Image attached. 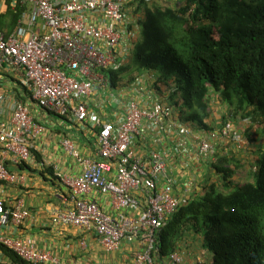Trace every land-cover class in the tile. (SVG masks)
<instances>
[{
    "label": "built area",
    "instance_id": "1",
    "mask_svg": "<svg viewBox=\"0 0 264 264\" xmlns=\"http://www.w3.org/2000/svg\"><path fill=\"white\" fill-rule=\"evenodd\" d=\"M127 1L0 0V23L7 3L20 9L9 32L0 24V188L4 183L23 181L24 175L10 171L6 161L9 158L21 164L32 160V140L44 132V125L31 114L29 102L44 112L88 122L96 128L99 159L80 155L69 138H62L63 149L78 161L80 172L75 176L57 174L69 190L70 204L55 209L51 221L94 230L108 251L123 240L141 239L144 248L136 251L133 264H159L153 257L156 234L187 194L175 195L169 179L157 187L166 174L165 156L152 152L142 159L131 145L143 132V123L153 130L160 128L163 120L173 115V106L159 99L149 105L129 100L123 117L113 122L101 119L91 103L96 85L108 83L102 70H118L126 64L137 38L139 18L131 21L125 11ZM143 83L155 90L154 72H144L130 86L137 92ZM158 86L166 91L164 84ZM170 127H177L179 138L192 130L182 123ZM239 131L231 121L216 130L201 127L196 138L197 157L214 162L213 138L236 144L244 141ZM91 190L108 194L118 212H106L85 198ZM135 192L142 194V205ZM136 210L131 215L125 212ZM28 215L22 199L5 200L0 192V227L18 226ZM0 243L28 263L56 262L49 250L29 239L0 234ZM181 260L179 253L172 252L167 264Z\"/></svg>",
    "mask_w": 264,
    "mask_h": 264
},
{
    "label": "trees",
    "instance_id": "2",
    "mask_svg": "<svg viewBox=\"0 0 264 264\" xmlns=\"http://www.w3.org/2000/svg\"><path fill=\"white\" fill-rule=\"evenodd\" d=\"M146 2L128 0L143 8L139 36L126 64L102 70L109 83L115 86L125 79L130 86L144 72H154L155 90L177 107L175 98H181V108L188 112L183 118L207 130L212 128L205 121L212 111L209 94L215 92L229 112L216 127L229 119L253 117L260 119L264 134V0ZM16 9L7 3L1 26L14 25L20 14ZM158 83L167 86L168 94ZM258 148L263 150L257 152L254 168L244 165L242 182L233 179L247 162L239 149L230 154L227 149L210 163L218 181L206 182L201 194L187 196L157 232V263L164 264L189 233L198 236L207 264H264V148ZM0 251L14 264H31L1 243Z\"/></svg>",
    "mask_w": 264,
    "mask_h": 264
},
{
    "label": "crops",
    "instance_id": "3",
    "mask_svg": "<svg viewBox=\"0 0 264 264\" xmlns=\"http://www.w3.org/2000/svg\"><path fill=\"white\" fill-rule=\"evenodd\" d=\"M128 16L131 17L129 14ZM131 21L134 20L131 18ZM1 28L9 32L12 27L4 25ZM138 35L137 30L136 37ZM139 87L136 92L132 85L128 88L125 79L115 86H112L108 80L105 85H96L91 103L97 107L101 119L113 122H118L123 117L129 100H140L143 104L149 105L154 99H159L171 104L173 115L163 120L161 127L154 130L147 123H143V132L133 139L131 146L142 159L149 158L152 152H159L165 156L166 174L161 176L157 187L162 186L163 182L169 179L175 195L201 194L204 184L214 181L217 175L210 166L211 161L197 157L196 138L201 128L200 123L184 119L181 105L176 107L170 100L164 98L165 96L151 89L152 86L147 83L140 84ZM23 98L29 102L26 95L23 94ZM175 100L179 104L182 102L178 96ZM29 108L34 119L44 125V132L32 140V160L21 164H16L9 158L6 161L10 171L24 175L23 181L4 183L0 188L5 200L22 199L24 207L29 210V215L18 226L0 227V234L29 239L37 247L49 250L56 262L48 264H133L136 251L144 248L141 239L123 240L117 248L108 251L101 246L94 230L55 224L51 221L55 209L70 204L69 190L57 174L75 176L80 172L78 161L63 149L61 140L67 137L73 142L80 155L99 159L96 153V128L88 122H79L70 116L61 117L44 112L31 102ZM205 121L207 122V119ZM176 123L190 126L192 130L179 138L177 127H170L171 124ZM209 123L210 126L212 125L211 130L218 128L214 122ZM212 141L216 154H222L227 148L232 151L231 153H235L234 143L227 144L222 137L213 138ZM111 165L113 168V164ZM111 173L112 171L107 172L108 175ZM134 194L142 205V194L137 192ZM66 197L67 201H65ZM84 197L94 200L106 212L111 214L118 212L112 207L108 194L91 190ZM125 212L131 215L136 214L138 210ZM177 243L178 248L173 252L179 253L182 257L181 262L177 264H207L208 255L200 246L198 236L188 233ZM0 263L13 262L0 251ZM164 263H169V256Z\"/></svg>",
    "mask_w": 264,
    "mask_h": 264
},
{
    "label": "rangeland",
    "instance_id": "4",
    "mask_svg": "<svg viewBox=\"0 0 264 264\" xmlns=\"http://www.w3.org/2000/svg\"><path fill=\"white\" fill-rule=\"evenodd\" d=\"M179 2V0H147V4H152V3H159V4H171L175 5ZM125 11L127 14L131 16V18L134 21H137L138 18H143V8L138 7L136 5H129L128 1L125 4ZM146 31L147 28L145 27ZM147 37V36H145ZM147 49L149 50L148 46ZM162 89H166L165 87L162 86ZM209 101L211 105V115L207 119L208 122H214V125L216 121H222L223 116L229 115L228 112V107L223 103L220 95L218 93H210L209 94ZM182 113L186 112L188 114L186 108H182ZM229 117V116H228ZM231 118V117H230ZM250 118V120H249ZM247 117V118H240L237 117L236 119H229L231 122H233L234 126L237 127L241 132L243 136V140L241 142H237L234 145V149H239V154L244 153V159H246L247 162H245L241 167H239L236 171V173L233 175L234 181H239L242 182L244 181V178L246 176L245 173V167L244 165L246 164V168L248 169H253L255 164V160L257 159V152L260 151L262 148L257 149V145L262 146L264 148V134L263 132L261 133V130L263 128V125L260 124V119L258 120H253V117ZM228 149V148H227ZM226 149V150H227ZM226 150H223V152H227ZM263 150V149H262ZM254 154H252L253 152ZM232 151L230 150L227 152L230 154ZM252 155V156H251ZM218 154H216V157ZM238 173V174H237ZM214 181L217 182L219 179V176H217Z\"/></svg>",
    "mask_w": 264,
    "mask_h": 264
},
{
    "label": "clouds",
    "instance_id": "5",
    "mask_svg": "<svg viewBox=\"0 0 264 264\" xmlns=\"http://www.w3.org/2000/svg\"><path fill=\"white\" fill-rule=\"evenodd\" d=\"M140 19V18H139ZM139 22V21H138ZM140 28V27H139ZM138 32H139V29H138ZM139 36V35H138ZM155 74V73H154ZM166 88H167V86H166ZM167 90V89H166ZM156 91V90H155ZM162 92H164V91H162ZM158 93H159V91H158ZM160 94V93H159ZM163 97L165 96V94L163 93V94H161ZM164 98H167L166 96L164 97ZM164 102V101H163ZM178 102V101H177ZM180 105V104H179ZM181 108V107H180ZM182 109V108H181ZM182 115L183 116H185V114L184 113H182ZM218 129V128H217ZM219 155V154H218Z\"/></svg>",
    "mask_w": 264,
    "mask_h": 264
}]
</instances>
